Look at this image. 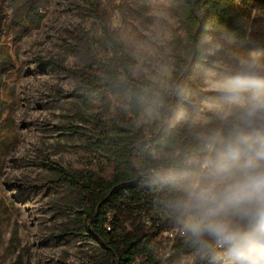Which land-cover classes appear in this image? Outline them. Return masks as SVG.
<instances>
[{"label":"rangeland","instance_id":"obj_1","mask_svg":"<svg viewBox=\"0 0 264 264\" xmlns=\"http://www.w3.org/2000/svg\"><path fill=\"white\" fill-rule=\"evenodd\" d=\"M95 1L134 59L135 78L150 83L147 91L153 90L160 101L136 120L148 137L166 121L159 91L169 94L177 84L181 93L176 96L197 112L191 122L183 112L178 124L210 127V137L226 130L217 108L229 101L218 86L233 78L241 59L264 64V11L252 9L242 16L250 48L212 29L199 43L198 63L192 59L193 44L181 11L169 2L151 1L140 9L125 0ZM86 4L88 0H47L44 20L26 35L12 28V11L5 22L0 38V264H111L85 231L79 192L71 185L72 179L81 184L90 174L112 175L103 152L92 143L100 102L88 110L79 106L74 93L78 80L54 67L83 71L94 58L106 62L109 57L103 26ZM175 57L188 65L180 77L172 66ZM136 164L148 166L146 150ZM199 175L185 178L189 182ZM175 180L167 172L153 184ZM154 259L161 264L207 261L199 253L176 258L170 249ZM209 261L233 264L229 254L218 251Z\"/></svg>","mask_w":264,"mask_h":264},{"label":"trees","instance_id":"obj_2","mask_svg":"<svg viewBox=\"0 0 264 264\" xmlns=\"http://www.w3.org/2000/svg\"><path fill=\"white\" fill-rule=\"evenodd\" d=\"M142 9L144 4L158 0H125ZM181 11L192 42V59L201 62L199 43L212 29H219L232 42L245 49V24L242 16L252 9L264 11V0H164ZM47 0H0V38L5 34V22L9 11L13 12L12 28L24 35L37 30L45 18L43 8ZM98 2L88 0L86 9L101 22L102 35L109 57L106 62L94 58L89 69L70 70L64 65H55L78 80L74 93L79 106L92 109L99 101V112L94 115L93 131L97 135L92 143L100 149L112 168V175L90 174L83 183L72 179L71 185L78 189L85 231L107 253L111 264H161L155 255L165 249L160 245L164 234L182 229L181 215L177 204L185 193V178L200 172L195 162L206 156L205 146L210 140V127L178 124L183 112L191 122L197 112L185 105L176 93H181L179 84L169 94L159 91L167 108L165 124L148 137L137 119L154 102H160L148 92L151 84L135 78L134 59L127 53L111 31L110 19L105 20ZM145 8L143 9V11ZM198 29L196 30V28ZM172 66L180 77L188 65L175 57ZM178 80V78H177ZM185 80V79H184ZM146 150L148 166H137L139 153ZM153 171V174L150 173ZM169 172L176 180L153 184V179ZM161 212L166 221L153 223L148 228L143 224L145 216ZM112 217V221H108ZM174 257L186 258L199 253L207 259L200 264H210L213 252L193 246L187 237L175 241ZM228 254L226 250H218Z\"/></svg>","mask_w":264,"mask_h":264},{"label":"clouds","instance_id":"obj_3","mask_svg":"<svg viewBox=\"0 0 264 264\" xmlns=\"http://www.w3.org/2000/svg\"><path fill=\"white\" fill-rule=\"evenodd\" d=\"M218 89L229 101L217 108L227 128L206 143L194 165L200 175L183 186V234L201 249L226 250L233 264H264V64L241 59Z\"/></svg>","mask_w":264,"mask_h":264},{"label":"built area","instance_id":"obj_4","mask_svg":"<svg viewBox=\"0 0 264 264\" xmlns=\"http://www.w3.org/2000/svg\"><path fill=\"white\" fill-rule=\"evenodd\" d=\"M150 173L153 174V171L150 170ZM156 212H153L151 214V216H145L143 218V224L145 226H147L148 228L152 227L153 223L155 222H159V221H166V216H159L158 214H156ZM108 221H112V217H108ZM186 236L183 234V230L177 229L174 232H169L163 235V237L160 240V245L165 249V250H172V247L175 243V241L179 238H185ZM136 264H139V262H137Z\"/></svg>","mask_w":264,"mask_h":264}]
</instances>
